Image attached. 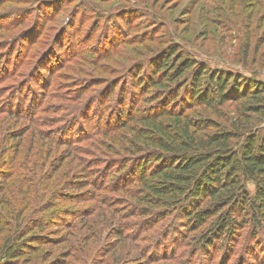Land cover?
<instances>
[{"label": "rangeland", "instance_id": "374dc122", "mask_svg": "<svg viewBox=\"0 0 264 264\" xmlns=\"http://www.w3.org/2000/svg\"><path fill=\"white\" fill-rule=\"evenodd\" d=\"M169 51L264 83V0H0V251L22 244L18 264H264V227L204 252L181 210L149 220L138 184L116 187L150 154L101 130L123 105L152 108L156 90L144 101L135 80Z\"/></svg>", "mask_w": 264, "mask_h": 264}, {"label": "trees", "instance_id": "16d2710c", "mask_svg": "<svg viewBox=\"0 0 264 264\" xmlns=\"http://www.w3.org/2000/svg\"><path fill=\"white\" fill-rule=\"evenodd\" d=\"M137 80L144 101L156 90L152 108L123 105L116 124L101 130L105 136L115 130L132 135L129 143L139 151V143L145 144L144 154H150L132 165L130 176H122L124 184L116 183L119 191L138 184L130 196L142 203L149 220L156 212L181 210L186 230L200 231L204 252L227 249L246 226L264 227V125H257L264 119V83L246 84L177 51L165 53L157 68ZM233 102L232 117H225L220 108ZM25 251L22 244H6L0 256L18 264Z\"/></svg>", "mask_w": 264, "mask_h": 264}]
</instances>
